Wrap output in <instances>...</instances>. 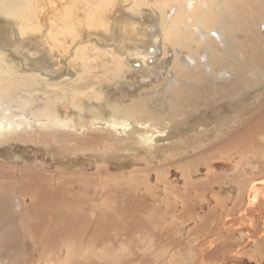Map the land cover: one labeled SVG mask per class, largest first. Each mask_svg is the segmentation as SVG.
Wrapping results in <instances>:
<instances>
[{"label":"bare ground","instance_id":"obj_1","mask_svg":"<svg viewBox=\"0 0 264 264\" xmlns=\"http://www.w3.org/2000/svg\"><path fill=\"white\" fill-rule=\"evenodd\" d=\"M263 25L264 0H0V264H132L136 253L145 255V264H225L226 247L218 244L226 241L229 220L182 235L187 225L177 228L170 218L162 223L163 214L152 211L158 223L136 235V218L130 225L114 216L113 191H124L125 201L140 199L132 210L143 213L145 199L164 190L175 195L169 171L176 167L185 193L194 188L218 197L211 162L198 163L207 166L200 173L210 181L196 188L191 177L206 151L165 150L177 138L176 147L183 141L176 114L188 102L189 81L202 86L209 80L213 88L236 91L264 71ZM142 73L144 82L175 83L163 97L168 105L150 106L137 94L131 105L119 99L97 105L106 96V81L117 86ZM112 92L111 97L118 90ZM234 106L237 116L241 107ZM100 124L114 136H127L97 137L86 142L100 144L97 155L68 158L81 149H71L76 144L66 132ZM164 124L170 134L155 143L164 133L157 126ZM243 142L238 131L214 155H238ZM53 161L59 163L55 168ZM117 169L119 178L111 175ZM233 179L239 184L235 192L246 195L244 211L255 209L264 198V180L248 179L240 188L246 176ZM79 195L83 208L70 209ZM196 195L200 210L183 207V223L187 213L194 222L201 218L205 196ZM262 242L264 234L254 244L260 249Z\"/></svg>","mask_w":264,"mask_h":264},{"label":"rangeland","instance_id":"obj_2","mask_svg":"<svg viewBox=\"0 0 264 264\" xmlns=\"http://www.w3.org/2000/svg\"><path fill=\"white\" fill-rule=\"evenodd\" d=\"M262 30L264 31V25L262 26ZM135 66L138 68V64ZM144 75L145 73L140 75L134 74L132 79H124L117 86L111 83L113 81H106V83L110 82L106 89V96H104V100L101 103L96 104L105 106L107 100L112 99V101H114L119 99L120 103L131 105L133 95L137 94L141 98L148 99L150 106L156 105L157 107H163L168 105V103L163 101V97L167 95L170 91V87L175 83L169 84L168 81L163 80L155 81L154 83L144 82L140 78ZM205 81H203L202 86L197 85V81H189L193 88L186 97L188 102L185 106L180 104L181 106L177 109L178 112L176 114V121L180 123V130L184 133L183 141L180 146L176 147L178 142L177 138L172 146L166 147L165 152L183 153L197 147H201L198 149L199 152L206 151L204 156L197 161L194 169H192L193 172L191 173V177L194 176L195 181L198 183V187H195L199 188L202 182L207 183L218 176L219 179L213 181V187L217 190L218 197L215 198L210 192L203 193L194 188H191L190 191L185 193L181 169L172 167L169 171L170 176H168L177 186V189L175 188V195L169 194L165 192V190L164 192H159L152 200H148V198L145 199L146 202L143 204L146 208L143 213L137 212L135 214L132 208L134 205H138L140 199L134 198L125 201L123 199L124 191L114 189L113 192H117L118 194V205L116 207V215L114 216L116 218L122 216L121 218L123 219H121V221L127 222L130 225H134V218H136L138 225L136 228L133 226V234L138 232V230L140 231L142 227L150 228L151 225L158 223L157 219L150 217V215L156 216L152 211L163 214L161 218L162 223L171 222L172 220L176 223L177 228H183L187 225L186 228H184V232H181L182 235L187 229L191 228H194V235H197L198 225L200 224L212 226L214 224H220L224 220H229V222H226V226L223 227V230L225 228L226 241L225 243L218 244L219 249L224 246L226 247L228 261H226L225 264H264V243L262 242L259 244L260 249L254 244L256 240L264 234V198L258 201L255 205V209L252 208L249 211H244L246 208V204L244 203L246 195L243 192H235V188H237L239 184H237L238 182H233L234 174L246 176V179L239 181V183L242 184L240 188H245L247 186L248 179L264 180V71L254 77L246 78L243 85H241L242 88L236 91H227L217 86L213 88L211 81ZM194 83L195 85H193ZM153 84L157 85L156 88H152L151 85ZM102 87L106 88L104 84H102ZM113 88L117 89L118 93L111 97L110 95L113 94ZM133 98H137V96ZM177 99L178 98H176V100ZM176 103L180 102L176 101ZM235 103H238L241 107V111L237 116H235V111L237 110L234 106ZM85 106L87 107V105ZM227 107H232L234 112L227 114ZM85 116H89L88 108L85 110L84 117ZM105 128L106 127L100 124L95 128L87 127L80 132L67 131L66 133L72 135L73 143L76 144L75 146H71V149H81V151L75 152L79 154L78 156L68 155V158L82 159L86 156L97 155L100 144L89 147L86 142L97 137H104L108 141H114L117 138L126 137L128 133L121 132L118 136H114L109 132L110 130ZM157 128L164 133L163 135H158L162 137L156 138L155 143H158L159 140L167 139L166 137L170 134V125L167 126V124H164L157 126ZM79 129L80 127H78V130ZM238 131L244 136V142L238 151L239 154L223 157L217 156L218 154L214 155L216 150H218L217 145L221 142L231 140ZM32 148L34 150L36 149L34 146H32ZM120 153L121 152H118V154ZM113 154L114 152L110 156ZM43 156L46 159V156ZM119 161L121 160L119 159ZM172 161H176V158L172 159ZM199 162L206 165L209 162L213 164L214 170L211 172L210 180H206L207 177L204 178L200 173V170L207 166L198 165ZM216 163L221 165L220 169L217 168L216 165L214 166ZM57 165H59V163L55 162L54 168L57 167ZM90 172H93V170H90ZM111 175L119 178L121 177V171H118V169L114 170ZM74 180H76L75 177ZM76 186L77 185H74L73 187ZM143 187L144 186H142V188ZM71 189L74 195L78 193V188ZM261 191L264 192V189L261 188ZM197 193H201L205 196V201L203 202L205 209L200 216L201 218H198V220L194 222V220H191L190 214L187 213L185 218L187 222L183 223L181 219L183 207L189 210L190 207L195 206V209H198V211L200 210V201H198ZM237 195L240 196L238 197ZM82 202L83 199L79 195L76 200L73 201V205L70 204V209L79 208L81 210L80 205L82 208L84 205ZM221 207L225 208L224 215L217 214L218 208L220 209ZM242 211H244L243 214L236 216V213ZM113 212H115V209ZM222 218L223 221H221ZM159 225L161 224L159 223L158 226ZM137 234L138 233H136V235ZM136 235H134V238ZM82 240H84V238ZM176 248L180 249L177 246ZM30 250L33 252V249ZM37 257L38 255L32 256L31 261L34 263L37 261ZM131 260L132 264L146 263L145 255L140 253L134 254Z\"/></svg>","mask_w":264,"mask_h":264}]
</instances>
